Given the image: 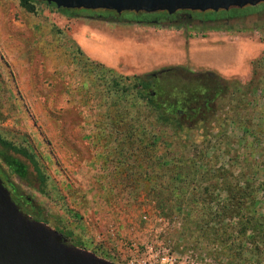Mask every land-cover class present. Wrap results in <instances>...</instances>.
<instances>
[{"label": "rangeland", "instance_id": "obj_1", "mask_svg": "<svg viewBox=\"0 0 264 264\" xmlns=\"http://www.w3.org/2000/svg\"><path fill=\"white\" fill-rule=\"evenodd\" d=\"M20 1L0 0V136L35 153L49 195L32 187L37 180L29 163L0 145L2 180L41 207L46 223L69 243L113 264H212L173 248L177 216L164 217L144 195L114 201L115 191L101 189L123 177L115 175L114 161L101 155L93 121L102 89L93 86L96 74L76 45L89 61L123 75L182 65L244 85L256 68L260 75L254 81L261 87L264 12L248 17L246 30L186 31L110 22L99 11L67 16L45 2L34 3L29 12ZM214 45L220 49L212 53ZM230 100L227 92L224 108ZM229 130L238 134L233 126ZM256 158L261 163L264 156Z\"/></svg>", "mask_w": 264, "mask_h": 264}, {"label": "trees", "instance_id": "obj_2", "mask_svg": "<svg viewBox=\"0 0 264 264\" xmlns=\"http://www.w3.org/2000/svg\"><path fill=\"white\" fill-rule=\"evenodd\" d=\"M20 2L33 12L34 3L42 1ZM263 4L173 14L49 5L72 17L99 11L110 22L202 31L246 30L245 20L264 12ZM76 50L96 74L93 86L102 89L99 115L93 121L101 155L114 161L115 175L123 177L101 189L115 191L114 201L125 196L136 201L144 195L164 217L177 216L180 224L172 236L178 252L191 251L196 259L212 264H264V159L258 163L256 158L258 153L264 156V85L254 81L260 72L255 68L244 85L182 65L123 75L89 61L80 46ZM227 92L231 100L224 108ZM231 126L238 134L230 132ZM0 145L29 163L37 180L32 187L48 196L47 176L35 153L1 136ZM3 182L20 209L47 222L41 207L14 184Z\"/></svg>", "mask_w": 264, "mask_h": 264}, {"label": "water", "instance_id": "obj_3", "mask_svg": "<svg viewBox=\"0 0 264 264\" xmlns=\"http://www.w3.org/2000/svg\"><path fill=\"white\" fill-rule=\"evenodd\" d=\"M56 8L173 14L254 6L264 0H37ZM0 264H113L75 246L46 222L20 209L0 177Z\"/></svg>", "mask_w": 264, "mask_h": 264}, {"label": "crops", "instance_id": "obj_4", "mask_svg": "<svg viewBox=\"0 0 264 264\" xmlns=\"http://www.w3.org/2000/svg\"><path fill=\"white\" fill-rule=\"evenodd\" d=\"M218 49H220L218 46H216V45H214V47H212L211 48V50H210V52L211 51H213L212 53H214V51H218ZM108 59H105L104 61H105V63H107V65H113V63L112 62H110V60L109 61H107Z\"/></svg>", "mask_w": 264, "mask_h": 264}]
</instances>
